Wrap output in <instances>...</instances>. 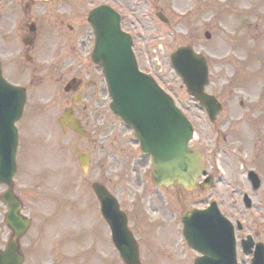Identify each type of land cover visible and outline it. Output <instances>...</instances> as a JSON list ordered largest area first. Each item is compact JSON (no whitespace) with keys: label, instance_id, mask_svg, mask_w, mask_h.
I'll list each match as a JSON object with an SVG mask.
<instances>
[{"label":"rangeland","instance_id":"374dc122","mask_svg":"<svg viewBox=\"0 0 264 264\" xmlns=\"http://www.w3.org/2000/svg\"><path fill=\"white\" fill-rule=\"evenodd\" d=\"M62 1L30 0L34 17L45 20L41 21V37L34 52L24 56L21 25L26 27L27 6L23 0H0L3 73L28 91L24 115L18 123L20 136L28 139V148L25 151V146L20 156L17 193L27 203L25 213L33 218L24 240V264H125L112 243L96 195L84 184L85 174L73 151L75 135L71 130L63 131L58 122L70 102L64 86L75 73L67 67L74 60L72 44L77 43V52L86 63V52L95 40L87 19L89 10L102 3L121 11L123 28L134 37L140 67L156 73L159 82L187 110L197 130L191 146L206 156L209 172L223 176L214 187L186 191L173 185L140 198V173L150 164L140 159L132 131L111 111L103 73L93 67L98 83L85 96L83 107L87 106L93 117L90 127L96 130L95 143L80 140L81 147L93 152L86 179L103 180L128 211L129 224L140 240L142 264H193L196 252L183 237L181 217L186 209L204 207L212 198L233 222H246L237 231L238 240L247 239V233L252 232L255 241L264 243V205L245 209L241 197L243 189L252 185L246 170L264 174V36L254 40L231 36L235 28L232 19L239 17L235 13L229 17L224 7L233 0H69L65 6ZM235 1L240 7L252 4L254 11L256 6L264 9V0ZM171 6L181 12L192 10L193 14L179 18ZM253 10H247V25L255 29L250 34L258 35L264 30V17L261 21V15ZM158 12L168 16L169 22L161 21ZM67 23L75 27L73 32ZM206 31L211 33L210 39ZM66 44L68 53L63 52ZM182 46H192L209 56L211 82L207 91L224 106L216 122H210L206 112L194 104L171 64L170 54ZM26 59L30 60L27 64ZM63 59L69 63L67 70L57 69L64 67L59 64ZM240 143L247 148H240ZM261 189L251 192L254 200L264 201V187ZM5 212L0 200V247L10 238ZM251 258L242 254L240 246L241 264H251Z\"/></svg>","mask_w":264,"mask_h":264},{"label":"water","instance_id":"95a60500","mask_svg":"<svg viewBox=\"0 0 264 264\" xmlns=\"http://www.w3.org/2000/svg\"><path fill=\"white\" fill-rule=\"evenodd\" d=\"M89 20L96 34L94 60L104 66L113 96L112 108L133 126L144 151L153 154V162L164 183L178 180L186 188H193L203 164L201 155L187 144L192 134L190 123L153 78L139 71L131 49L132 38L122 31L119 15L108 6H100L91 12ZM172 61L189 91L202 101L215 119L221 105L204 91L208 80L205 58L191 47H181L172 54ZM25 101L26 90L10 85L2 77L0 68V183H11L16 171L17 133L13 125L21 116ZM61 123L64 127L71 124L76 131L83 132L70 109L66 110ZM76 152L87 170L89 153L82 154L77 148ZM93 187L102 200L103 212L122 257L127 264H140L138 246L127 228L125 213L102 185L93 183ZM3 200L9 207L5 220L14 234L6 250H0V264H21L19 238L30 221L20 214L21 204L11 191L4 193ZM184 222L190 244L205 253L195 264H237L233 228L218 215L216 208L188 211ZM253 264H264L263 246L257 250Z\"/></svg>","mask_w":264,"mask_h":264},{"label":"flooded vegetation","instance_id":"af4514ba","mask_svg":"<svg viewBox=\"0 0 264 264\" xmlns=\"http://www.w3.org/2000/svg\"><path fill=\"white\" fill-rule=\"evenodd\" d=\"M9 1L11 3L13 0H9ZM23 1L27 6V13H26V21L24 22V25H26V27L21 25V28L23 29L21 36L23 37L26 35V37L31 42L30 44L25 46V50H24L23 55L26 56L33 49L36 48L37 41L40 40V37H41L40 36L41 35V27H42L41 21H44L45 19L44 18L43 19H37V17H34V13L32 12L34 7L31 5L30 0H23ZM69 2H70L69 0H64V1H62L61 4L63 6H65ZM21 6H23V5L21 4ZM61 19H64V18H61ZM62 24H65V23H62ZM31 26L33 27V29ZM67 26H68V28H70V31H73V26L70 23H67ZM8 44H10V42H8ZM68 47H69V44L64 45L63 52L68 53ZM72 47L73 48L75 47V52L73 53L74 60L71 59L72 63H70V64L68 63L69 66H67V67L72 68V69L68 70L69 72H72V71L75 72V73H73V77H76L78 79V82L75 84V89H73L71 91L70 101L80 91H82V95H81V102L80 103L69 102L68 104L73 106V108L75 110V115L81 120L82 124L86 128L90 129L89 123H92L93 117L90 115L88 108H86L87 106L83 107V104H84L85 96L90 94L91 90L94 91L98 81L93 77L92 65L89 63H84L83 60L80 58V54H79V52H77L78 46L76 45L75 42L72 44ZM32 52H34V51H32ZM61 57L63 58L64 55L62 54ZM11 61L9 62L10 63L9 67H11ZM29 61L30 60L26 59L25 64H27V62H29ZM59 64L63 65L64 67H57V69H62V68L66 69V65H68L67 59L65 61H64V59L61 60ZM15 66H16V68L18 67L17 64ZM20 66H22V65H20ZM35 70H37V68H33V71H35ZM92 97H94L93 94H92ZM19 143H20V151L22 152V150H24V147L26 146V141H25V139L23 140L22 135L20 136Z\"/></svg>","mask_w":264,"mask_h":264}]
</instances>
